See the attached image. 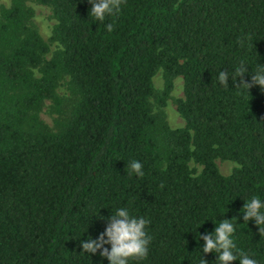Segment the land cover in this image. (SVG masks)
Wrapping results in <instances>:
<instances>
[{"label":"trees","instance_id":"trees-1","mask_svg":"<svg viewBox=\"0 0 264 264\" xmlns=\"http://www.w3.org/2000/svg\"><path fill=\"white\" fill-rule=\"evenodd\" d=\"M34 1L57 21L49 60L27 0L0 10V264H110L82 243L119 208L149 221L148 254L129 264H218L199 235L224 219H235L233 264L240 253L264 264V237L242 213L264 202V90L237 87L264 66V0H126L103 22L89 0ZM160 71L161 107L184 80L185 128L153 112ZM67 78L76 103L54 132L40 114L61 106ZM218 159L240 167L224 176ZM129 161L142 178L127 175Z\"/></svg>","mask_w":264,"mask_h":264},{"label":"clouds","instance_id":"clouds-1","mask_svg":"<svg viewBox=\"0 0 264 264\" xmlns=\"http://www.w3.org/2000/svg\"><path fill=\"white\" fill-rule=\"evenodd\" d=\"M125 2L126 0H89L92 5L90 17L103 22L106 16L119 13L121 5ZM105 28L107 32H112L113 24L109 23ZM246 73L247 67L241 65L237 68L236 77L232 78L233 81L235 82L237 77H243ZM218 79L222 86H228V72L221 71ZM254 85H258L264 90V66H260V69L252 75L251 83L241 80L237 87L249 90ZM142 168L143 165L139 161H129L126 168L127 175L135 174L142 178L144 175ZM242 213L245 223L254 220L260 235L264 237V202L258 197H253L246 201ZM233 220L224 219L221 221L216 226L214 235L211 233L199 235V239H203L205 243L203 253H216L218 264H233L238 259L233 251L236 249V244L232 239L235 232ZM148 224L149 221L145 218H137L130 215L127 209L119 208L112 214L105 232L99 236L98 240L89 238L87 242L82 243L83 253L95 254L102 250L101 255L109 260L110 264H129L130 260H141L147 256L148 246L151 242V237L146 231ZM105 245H110L111 250ZM201 264H207L203 257ZM239 264H258V262L247 254L240 253Z\"/></svg>","mask_w":264,"mask_h":264},{"label":"rangeland","instance_id":"rangeland-1","mask_svg":"<svg viewBox=\"0 0 264 264\" xmlns=\"http://www.w3.org/2000/svg\"><path fill=\"white\" fill-rule=\"evenodd\" d=\"M10 5L11 0H0V10L2 7H10ZM27 6L34 10L32 24L40 32L43 39L50 45L51 53L47 56V59L49 60L52 58L54 52L58 50V45L52 42L53 30L57 24V21L54 18L53 10L50 7L36 3L34 0H27ZM36 75L40 76L37 71ZM67 81L68 78L57 90V93L62 100L61 106L57 107L54 102L46 101L40 114V120L54 132L57 129L56 121L66 119L70 115L76 103L67 90ZM154 89L155 97L151 99L154 114L164 119V121L172 129L185 128L186 122L178 110L179 102L185 98L183 78L180 77L174 81L173 91L170 94V98L167 101L166 106L164 107L159 106L156 102V97L161 96L165 90L163 71H160L155 76ZM216 164L218 165L221 174L224 176H230L236 168L240 167L237 163L222 161L220 159L216 161ZM190 167L194 171L195 175H199L203 171V167L195 163H191Z\"/></svg>","mask_w":264,"mask_h":264}]
</instances>
